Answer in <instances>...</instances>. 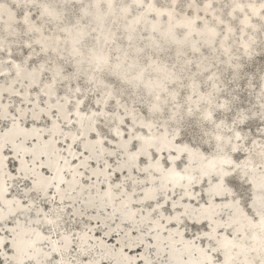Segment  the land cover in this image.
Segmentation results:
<instances>
[{
	"label": "snow or ice",
	"instance_id": "obj_1",
	"mask_svg": "<svg viewBox=\"0 0 264 264\" xmlns=\"http://www.w3.org/2000/svg\"><path fill=\"white\" fill-rule=\"evenodd\" d=\"M0 264H264V0H0Z\"/></svg>",
	"mask_w": 264,
	"mask_h": 264
}]
</instances>
